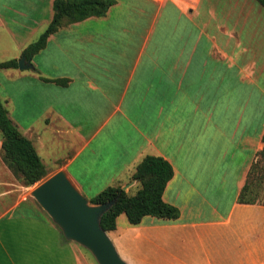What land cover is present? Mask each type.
<instances>
[{
    "label": "crops",
    "instance_id": "crops-1",
    "mask_svg": "<svg viewBox=\"0 0 264 264\" xmlns=\"http://www.w3.org/2000/svg\"><path fill=\"white\" fill-rule=\"evenodd\" d=\"M54 1L0 0V42L31 41L51 23ZM115 1L106 16L50 36L33 70L0 72L11 119L34 144L47 178L66 170L88 199L128 185L147 155L171 163L163 198L180 218L146 216L131 225L120 216L110 235L127 264H264V205L237 201L264 149V8L256 0ZM171 9L194 25L195 41L188 51L183 29L173 61L170 35L159 27ZM29 44L18 46L15 59ZM176 77L181 87L194 85L200 104H211L205 129L197 118L188 125L163 114L125 118L130 124L120 117L144 93L152 95L147 104L168 103ZM117 99L120 106L103 117L102 104ZM49 131L68 136L64 155L47 150ZM31 191L5 164L0 133V264H88Z\"/></svg>",
    "mask_w": 264,
    "mask_h": 264
},
{
    "label": "trees",
    "instance_id": "trees-1",
    "mask_svg": "<svg viewBox=\"0 0 264 264\" xmlns=\"http://www.w3.org/2000/svg\"><path fill=\"white\" fill-rule=\"evenodd\" d=\"M264 8V0H256ZM115 0H55L53 19L37 41L29 44L22 56L32 61L43 51L48 39L59 30L72 24L82 22L91 17H104ZM18 59L0 62V72L18 69ZM37 72V70H35ZM45 82H54L60 86H68L69 79L41 78ZM0 133L2 135V155L5 164L14 176L25 187H31L46 179L48 172L34 144L11 119L0 95ZM264 142V136H263ZM174 177V168L161 156L147 155L136 166L131 177L139 184L135 194L124 191L121 186H110L94 198L92 205H102L117 199L113 207L103 215L102 228L110 233L117 228V220L125 215L131 225H138L146 216L165 220L180 218V209L164 201V192ZM264 149L252 164L243 188L238 196L240 204L264 205Z\"/></svg>",
    "mask_w": 264,
    "mask_h": 264
},
{
    "label": "rangeland",
    "instance_id": "rangeland-1",
    "mask_svg": "<svg viewBox=\"0 0 264 264\" xmlns=\"http://www.w3.org/2000/svg\"><path fill=\"white\" fill-rule=\"evenodd\" d=\"M189 21H185L184 19L179 20V14L174 10L171 9L169 12V21H162L159 27L164 28L165 32H167L170 35V43L169 48L171 51V60L173 61L174 57L176 59H179L180 56V47L181 45L178 44L182 42L181 36L179 33L185 29L187 31V39L188 42L187 49L188 51L193 47L194 45V37H191L192 32L194 31V25L188 23ZM47 26H44L40 33H37V35L32 36L31 41L30 38H26L24 41H19L11 38L9 41L4 40L0 42V62L12 60L20 56V50L18 46H21L22 44L29 42L33 43L38 40L40 35L46 30ZM178 39V40H177ZM24 42V43H23ZM184 42V41H183ZM28 44V43H27ZM24 50V49H23ZM159 60V57H156ZM20 59V58H19ZM18 59V60H19ZM161 61V59L159 60ZM156 64H158L155 61ZM173 73L171 74V76ZM175 80L173 82V87L171 89V99L168 103H155V104H147V100L152 95H148L147 93L142 94L141 97L135 98L132 101H129L128 103L124 104L121 109V118H130L134 122L137 121L138 117H144L147 116V114H151L154 116V118L157 120L158 115L163 114L164 117H170V119L175 120L176 118L182 119V122L185 124H190V122L197 118L199 121L202 122V126L205 129L207 124L209 123V115L211 112V104L202 103L200 104L198 99L195 98L196 95V89L194 85H189L187 82L183 87L180 86L179 78H172V80ZM1 80H0V90H1ZM154 89H152L153 92ZM145 91V90H144ZM148 95V96H147ZM199 96V93L197 97ZM119 99L115 101L113 104L105 103L102 104L101 108L99 109V113H103V117L108 118L110 115H112V112L115 110L117 106H120L118 103ZM126 114V115H125ZM104 118V119H105ZM117 118V117H116ZM126 120V119H125ZM127 123H132L131 120H126ZM67 135H58L53 131H49L45 133V142L47 144V150L49 152L55 153L59 156L64 155L69 149L67 146ZM17 179V178H16ZM48 179V178H47ZM18 180V179H17ZM46 179L42 180L41 182L37 183L32 187V191L40 185V183L44 182ZM19 181V180H18ZM131 186L126 190L130 194H135L136 191L139 189V184L136 181H132L130 179ZM19 183H21L19 181ZM128 184V185H129ZM133 185V186H132ZM118 186H121L122 188L126 187L125 183H122ZM264 187V182H263ZM261 195H264V189L260 193ZM88 198V197H87ZM90 200V199H89ZM123 219H126L124 215H122ZM110 238L113 241V234L110 235ZM114 242V241H113ZM85 256H86V262L88 264H98L94 256L91 254L90 251H88L84 247H80Z\"/></svg>",
    "mask_w": 264,
    "mask_h": 264
},
{
    "label": "water",
    "instance_id": "water-1",
    "mask_svg": "<svg viewBox=\"0 0 264 264\" xmlns=\"http://www.w3.org/2000/svg\"><path fill=\"white\" fill-rule=\"evenodd\" d=\"M19 69L33 70L34 65L25 56L19 60ZM131 184L123 188L126 191ZM32 197L59 226L65 238L86 248L98 264H127L101 225L102 217L117 199L102 205H92L70 178L61 170L40 183Z\"/></svg>",
    "mask_w": 264,
    "mask_h": 264
}]
</instances>
